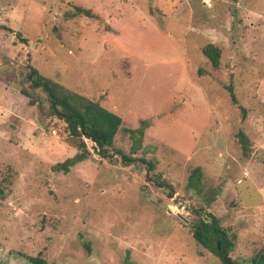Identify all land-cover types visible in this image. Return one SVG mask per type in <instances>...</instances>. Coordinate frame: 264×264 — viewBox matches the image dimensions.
Wrapping results in <instances>:
<instances>
[{
	"label": "rangeland",
	"instance_id": "1",
	"mask_svg": "<svg viewBox=\"0 0 264 264\" xmlns=\"http://www.w3.org/2000/svg\"><path fill=\"white\" fill-rule=\"evenodd\" d=\"M0 24L28 39L0 28V264H126L128 251L131 264H223L191 233L198 207L234 237V260L264 249V0H0ZM29 63L122 116L115 146L155 160L173 196L91 147L62 169L79 150L23 94L46 99Z\"/></svg>",
	"mask_w": 264,
	"mask_h": 264
},
{
	"label": "trees",
	"instance_id": "2",
	"mask_svg": "<svg viewBox=\"0 0 264 264\" xmlns=\"http://www.w3.org/2000/svg\"><path fill=\"white\" fill-rule=\"evenodd\" d=\"M86 12L90 14V12ZM0 28L15 32L16 36L20 37L23 42H28L27 38L21 37V32H16L5 24H0ZM202 51L212 64V67H220L222 57L221 47L215 43H208L202 48ZM27 69V79L30 81L31 87L33 89H40L45 94L46 99H33V95L26 89H23V94L31 98L30 103L32 105L38 102L46 114L61 120L65 126L68 141L79 150L75 157L69 158L62 165V169L68 171L78 161L92 158L93 152L111 163L117 162V156H120L127 165H145L148 180L164 188L169 192L170 196H173L175 188L157 171L155 160L135 156L133 151L128 154L123 149L115 146L116 136L124 123L122 116L105 108L99 101L71 90L63 84L43 75L31 63L27 65ZM231 93L233 101L237 102L232 90ZM242 109L245 112V108L242 107ZM127 130L135 140L138 135L141 137L144 134L143 126L140 129L128 128ZM238 136L245 155L249 156L251 153L250 137L243 129H240ZM90 147L93 149V152L90 150ZM199 172L200 168L196 169L194 176L198 177ZM8 180L10 183L11 180ZM0 197H5V189L2 185H0ZM194 211L196 215L188 224L193 237L200 245L214 253L223 264H264V249L248 260H234L231 257V252L236 246L235 239L223 228L220 218L212 212H204L202 207L195 208ZM85 246L90 250L88 243H85ZM21 255L31 264H61L50 262L42 255L33 256L25 253H21ZM129 258L130 254L128 251L125 260L126 264H131Z\"/></svg>",
	"mask_w": 264,
	"mask_h": 264
},
{
	"label": "crops",
	"instance_id": "3",
	"mask_svg": "<svg viewBox=\"0 0 264 264\" xmlns=\"http://www.w3.org/2000/svg\"><path fill=\"white\" fill-rule=\"evenodd\" d=\"M261 204H263V202Z\"/></svg>",
	"mask_w": 264,
	"mask_h": 264
},
{
	"label": "water",
	"instance_id": "4",
	"mask_svg": "<svg viewBox=\"0 0 264 264\" xmlns=\"http://www.w3.org/2000/svg\"><path fill=\"white\" fill-rule=\"evenodd\" d=\"M219 245H220V243H219Z\"/></svg>",
	"mask_w": 264,
	"mask_h": 264
}]
</instances>
